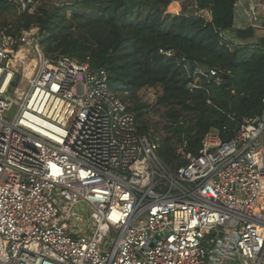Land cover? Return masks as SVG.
Wrapping results in <instances>:
<instances>
[{
  "label": "built area",
  "instance_id": "1",
  "mask_svg": "<svg viewBox=\"0 0 264 264\" xmlns=\"http://www.w3.org/2000/svg\"><path fill=\"white\" fill-rule=\"evenodd\" d=\"M4 1L18 15L36 9V0ZM244 15L220 35L264 37V0H248ZM33 28L0 29V264H264V110L229 140L212 129L173 169L159 156L161 136L138 133L107 69L47 55ZM23 46L38 63L14 99ZM202 78L222 84L218 69L197 67L191 86Z\"/></svg>",
  "mask_w": 264,
  "mask_h": 264
},
{
  "label": "trees",
  "instance_id": "2",
  "mask_svg": "<svg viewBox=\"0 0 264 264\" xmlns=\"http://www.w3.org/2000/svg\"><path fill=\"white\" fill-rule=\"evenodd\" d=\"M63 1L17 15L12 26L4 20L0 29L16 36L39 27L47 55L89 58L92 67H105L111 89L129 93L121 99L132 103L138 133L161 136L159 156L169 167L186 165L212 129L229 140L238 122L264 110V48L252 30H235L229 39L220 35L232 30L238 0H194L200 14L189 13L185 5L179 14L169 13L163 0ZM15 11L0 0V17ZM161 49L175 54L166 57ZM197 67L218 69L222 84L202 78L193 88ZM156 87L162 88L155 107L162 110L159 122L150 119L151 106L139 95Z\"/></svg>",
  "mask_w": 264,
  "mask_h": 264
},
{
  "label": "rangeland",
  "instance_id": "3",
  "mask_svg": "<svg viewBox=\"0 0 264 264\" xmlns=\"http://www.w3.org/2000/svg\"><path fill=\"white\" fill-rule=\"evenodd\" d=\"M58 4H61L63 5L64 1L63 0H36V9H38L39 7H52L54 8L56 5ZM183 5H185V7L188 9L189 13H195V14H198L199 12L196 10V7L194 6V0H178L176 1L175 3L169 5L168 7V12L169 13H175V14H178L177 12H181L180 10L183 9ZM35 9V10H36ZM208 12H203L201 13L203 16L207 17L208 18ZM17 11H15V13L13 12H7L6 14H4L3 16L0 17V22H3L4 20L6 21V23L9 25V26H12L15 22V20L17 19ZM71 15L68 13V18H70ZM36 28H39V27H34L33 29H36ZM39 36H40V40L42 38L41 36V33H40V29H39ZM39 40V41H40ZM41 45V44H40ZM26 46H23V48H25ZM42 47V46H41ZM25 49H31V48H25ZM43 49V48H42ZM19 50V49H18ZM32 56L33 58L35 57L34 54L32 55H29V58H31V62H32ZM22 65L20 64L19 66H17V72L21 73L22 72V69H21ZM30 72H31V67L28 69V71H26L24 73V80L22 79L21 83H19L18 87L20 86L24 92L23 94L25 93L26 89H28V86H27V79L30 75ZM27 81V82H26ZM25 82V83H23ZM17 87V89H18ZM162 94V88L161 87H156V88H153L151 90L149 89H143L140 91V99L142 100V102L144 104H148L151 106V115H150V119L152 121H156V122H159L161 121V117H162V110H159L157 111V109L159 108H155L156 107V103H157V100L158 98L161 96ZM9 97L11 98H16L18 97L17 94L15 95L12 91H10L8 93ZM129 95L128 92H123V93H119V96L120 98L122 96H127ZM129 105L132 106V103L130 102ZM154 110H153V109ZM84 216L86 217V220L88 221L90 219V213H87L84 211ZM88 224H89V221H88Z\"/></svg>",
  "mask_w": 264,
  "mask_h": 264
},
{
  "label": "bare ground",
  "instance_id": "4",
  "mask_svg": "<svg viewBox=\"0 0 264 264\" xmlns=\"http://www.w3.org/2000/svg\"><path fill=\"white\" fill-rule=\"evenodd\" d=\"M25 48H20L19 51L15 54V57L12 60V65H13L14 69H16V67L18 65H20V64L22 65V67H23V72H22L23 80H24V76H25L24 73L26 71H28V69L31 67V72H30V75L27 79V81H28L34 74L35 67L38 63V54L33 49H25ZM32 54H34L35 57L33 58V56H32L33 59L31 62V58H29V55H32ZM23 83H25V82H23ZM22 88L19 86L18 89L16 90V94H17L18 98H22L23 95L25 94V93L23 94L24 90ZM261 154L263 156V160L260 161V165L263 169V174H264V150L262 151ZM263 210H264V195L259 198L257 205H256V211L259 212V211H263Z\"/></svg>",
  "mask_w": 264,
  "mask_h": 264
},
{
  "label": "crops",
  "instance_id": "5",
  "mask_svg": "<svg viewBox=\"0 0 264 264\" xmlns=\"http://www.w3.org/2000/svg\"><path fill=\"white\" fill-rule=\"evenodd\" d=\"M248 0H244L241 2V5L236 9V18L238 19L239 23H245V15L244 11L247 8ZM181 11V10H180ZM179 14V12H177Z\"/></svg>",
  "mask_w": 264,
  "mask_h": 264
},
{
  "label": "water",
  "instance_id": "6",
  "mask_svg": "<svg viewBox=\"0 0 264 264\" xmlns=\"http://www.w3.org/2000/svg\"><path fill=\"white\" fill-rule=\"evenodd\" d=\"M164 1V3H165V5L167 6V7H169V1H167V0H163ZM258 43H259V45L261 46V47H263L264 48V37H260V38H258ZM18 80V76H15V79H14V82H16Z\"/></svg>",
  "mask_w": 264,
  "mask_h": 264
}]
</instances>
